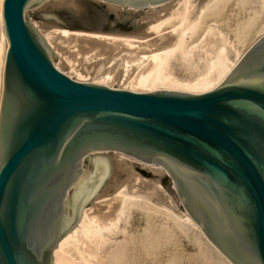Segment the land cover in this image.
Returning <instances> with one entry per match:
<instances>
[{"label": "water", "instance_id": "water-1", "mask_svg": "<svg viewBox=\"0 0 264 264\" xmlns=\"http://www.w3.org/2000/svg\"><path fill=\"white\" fill-rule=\"evenodd\" d=\"M43 1L2 4L0 264H52L81 210L126 182L121 162L95 155L90 163L98 151L163 167L232 264H264V35L208 92H132L78 82L55 67L27 11ZM101 1L145 8L169 0ZM127 164L160 181L184 213L165 174Z\"/></svg>", "mask_w": 264, "mask_h": 264}, {"label": "bare ground", "instance_id": "bare-ground-1", "mask_svg": "<svg viewBox=\"0 0 264 264\" xmlns=\"http://www.w3.org/2000/svg\"><path fill=\"white\" fill-rule=\"evenodd\" d=\"M206 1L204 6L197 5L196 0H169L145 8L129 7L146 11L137 25L136 36L84 34L49 27L52 30L44 38L58 54L62 48L58 51L57 45L67 47L72 39V43L79 45L72 52L81 53L83 58L78 59L85 62L82 64L91 62L93 66L81 68L78 61L70 63L67 58L64 61L83 78L96 76L103 82L117 81L143 91L204 93L217 87L239 62L243 54L238 53V48L257 26L259 38L264 35L260 25L264 17L263 0ZM231 3L235 10L233 7L223 15ZM2 4L3 0H0V73L6 45ZM114 11L116 13V8ZM177 71L183 72L188 79H180ZM114 152H93L90 162L95 155L119 161L129 170V177L117 190L106 194L99 192L89 207L81 210L74 228L54 249L52 264H165L164 249L168 244L162 229L166 220L176 228L196 230L207 251L216 257L217 264H232L208 240L184 207V213L176 209L156 183L159 181L143 177L134 170L155 182L142 180L132 172V166L127 162L132 163L135 158ZM84 173L87 174L85 170ZM137 211L144 214L153 211L164 220L151 231L146 217H143L144 227L141 222L139 224V219H133ZM152 247L155 260L149 259ZM169 258L176 261L178 255L173 251Z\"/></svg>", "mask_w": 264, "mask_h": 264}, {"label": "rangeland", "instance_id": "rangeland-1", "mask_svg": "<svg viewBox=\"0 0 264 264\" xmlns=\"http://www.w3.org/2000/svg\"><path fill=\"white\" fill-rule=\"evenodd\" d=\"M196 1H197L196 2L197 5H200V6H204L206 4L205 2H208L206 0L205 1L200 0L201 3H199V0H196ZM233 7L235 10L234 3L229 4V6L226 7L225 13H223V15H227L230 9H233ZM115 8H116V13L114 11ZM27 11H29L30 13L29 21L32 23L35 29L43 36V38L44 36H46V34L50 32L51 28H53V30H67L69 32L84 33V34H99V35H112V36H136L135 34L137 33V30H138L137 25L141 21V19L144 17V14L146 12L145 9H136V10H133L130 8L123 9V7L120 6V4L117 5L116 7V4H111V3L107 4L106 2L101 1V0H44L37 7L28 8ZM262 20L260 22V25L263 30L264 29V17ZM257 27H256V30L253 31L250 34V36H248V38L245 40L243 45H241V47L239 46L238 53L240 55L242 54L244 55L245 54L244 51L246 52V50L250 48V45L252 46V44H254V42H256L259 39L260 35L257 32L258 30ZM72 41L74 40L72 39ZM72 41L67 47L57 45L56 47L57 50L58 49L60 50L62 48L61 49L62 52H59L60 54L59 55L55 50H53L49 46L48 42L45 39V42L47 43V45L50 47V49L52 50V52L57 58L54 65L58 70H60L61 72H63L64 74H66L67 76H69L70 78L78 82H88V83L100 84V85L107 86L109 88L125 89V90H129L132 92L134 91V92L141 93L143 91L142 89H138L136 86L130 87V86H127L126 84L119 83L117 81L103 82L102 79L98 80L96 76H95L96 78L93 76H87L83 78L81 75L76 73L75 70L70 68L68 62L64 61V59L67 58L70 63L80 62L79 64L81 68H84L83 67L84 65H87L85 66V68L87 69L93 66L92 64H90L91 62L82 64L85 62L80 61L83 58V56L81 57L80 55L81 53L72 52L75 50V48H78L79 45L76 44L75 42L72 43ZM73 48L74 50H72ZM64 50L66 51L64 52ZM77 53L80 56H78ZM60 56H62L61 58L63 60L60 58ZM74 60H76V62ZM176 73L178 74L180 79H183L186 77L181 71H177ZM148 90L149 89H146V90L144 89L143 92H152ZM158 90H161V89H158ZM107 152H114V151H107ZM114 153L116 154L118 152L115 151ZM106 154L109 155L110 153H105V155ZM93 155L94 154H92V156ZM133 160H134L133 161L134 164H137L141 168H146L147 171H149L154 176H160V175L165 174L171 182L169 185L170 189L173 190V192L175 193L176 199L179 201L175 188H173V182L170 179L167 172L164 171V169H162L159 166L146 164L140 160H136V159H133ZM89 164L85 165L84 170L86 172L89 167ZM131 169H132V172L136 174L137 176H139L142 180L155 182L153 180L143 178L136 171H134L132 167ZM156 171H159L160 173L159 172L156 173ZM156 183L164 191V193L170 199V201L175 205L176 209L181 213V211L178 209L175 202L172 200V198L168 195V193L162 187V184H160V181ZM180 206L183 208L181 203H180ZM183 210L185 211L184 208ZM143 217L147 218V223L151 231H153L164 220L163 217H161L160 215L156 214L153 211H148L146 214H144V212H141V213H139L138 211L134 212L133 219L135 220L139 219V224L142 223L141 225L142 227H144L143 222L145 221V218L143 219ZM190 228H188V230L179 229V228H176V226H174L171 221L166 220V226H164V228L162 229V233L165 237L164 241L167 242L168 244V246L165 247L164 249L165 257H166L165 264H217L216 257H214L213 254L211 256L209 251H207L203 243L200 241L196 230H193L192 228L191 229ZM149 251H150L149 259L155 260L156 254H153L154 253L153 247L151 250L149 249ZM173 251H175L178 255V258L176 261L169 258V255Z\"/></svg>", "mask_w": 264, "mask_h": 264}]
</instances>
